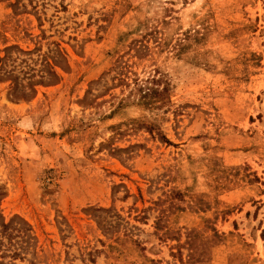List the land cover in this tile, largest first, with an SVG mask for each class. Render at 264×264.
<instances>
[{
    "label": "rangeland",
    "instance_id": "rangeland-1",
    "mask_svg": "<svg viewBox=\"0 0 264 264\" xmlns=\"http://www.w3.org/2000/svg\"><path fill=\"white\" fill-rule=\"evenodd\" d=\"M0 59L15 264H264V0H0Z\"/></svg>",
    "mask_w": 264,
    "mask_h": 264
},
{
    "label": "trees",
    "instance_id": "trees-1",
    "mask_svg": "<svg viewBox=\"0 0 264 264\" xmlns=\"http://www.w3.org/2000/svg\"><path fill=\"white\" fill-rule=\"evenodd\" d=\"M0 61L2 62L3 60L0 59ZM54 69L53 66L50 69V78L53 79L50 82L59 80V76ZM16 79L17 77H14V81ZM15 83L17 85L16 81ZM43 83H45L44 76L41 77V80L29 83V85L34 86ZM33 91L31 92L33 93ZM30 95V93L23 90V98H28ZM31 234L32 229L23 219L17 217L7 223L0 213V264H15L14 261L16 259L23 260V255L28 250L27 243L30 240H34ZM7 258H10L11 261L6 262Z\"/></svg>",
    "mask_w": 264,
    "mask_h": 264
}]
</instances>
